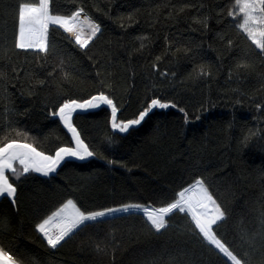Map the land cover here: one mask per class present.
I'll list each match as a JSON object with an SVG mask.
<instances>
[{
  "label": "trees",
  "instance_id": "obj_1",
  "mask_svg": "<svg viewBox=\"0 0 264 264\" xmlns=\"http://www.w3.org/2000/svg\"><path fill=\"white\" fill-rule=\"evenodd\" d=\"M25 2L38 0H0V145L17 139L49 154L69 146L50 114L63 98L104 91L120 120L153 98L175 107L153 109L126 133L111 128L105 106L74 115L94 156L53 176L21 177L18 208L0 199V242L32 253L33 264H230L193 235L183 213L159 233L142 212L106 217L57 249L34 230L38 216L67 198L88 210L159 207L202 176L228 212L221 238L249 264H264V56L239 28L235 0H51L53 14L83 7L102 34L85 51L52 26L59 43L47 62L14 47ZM105 236L108 246L98 239Z\"/></svg>",
  "mask_w": 264,
  "mask_h": 264
},
{
  "label": "snow or ice",
  "instance_id": "obj_2",
  "mask_svg": "<svg viewBox=\"0 0 264 264\" xmlns=\"http://www.w3.org/2000/svg\"><path fill=\"white\" fill-rule=\"evenodd\" d=\"M235 5L242 14L237 21L239 28L260 50L258 55L264 56V0H235ZM84 11L83 7H77L66 14H53L51 0L20 3L14 47L47 62L48 56L57 53L59 41L52 36V26H55L58 30H62V34H66L63 35V39L68 44L86 51L89 45L98 39V35L102 34V26L95 19L85 15ZM229 15L234 16L235 10ZM63 65L64 62L61 60V71ZM67 75L66 72L65 76ZM100 83L102 87H110L106 80H101ZM101 106L110 109V125L118 133H126L133 126L140 125L153 109L175 107L174 104L170 105V102L153 98L135 118L120 120L117 104L114 103L111 95L104 91H98L89 98H63L57 106H54L50 114L58 117L59 124H62L70 134V145L56 148L54 154L40 151L33 144L17 139H9L0 145V199L18 208L21 177L27 179L32 173L48 177L57 173L59 168L68 166L70 160L85 161L93 157L94 151L90 149L74 124V114L79 115L81 112L99 109ZM180 111L183 112L184 109L181 108ZM7 127L11 128L12 124L9 123ZM73 144L74 146H71ZM134 210L142 212L148 226L157 233L167 229L171 216L183 213L190 217L193 235L218 250L230 264H249V260L238 256L217 231L220 225L227 221L228 212L202 176L194 177L191 182L186 183V186L182 185L180 190L170 197V202L163 203L159 207L124 203L102 207L99 210H88L73 198H67L59 202L54 210L49 209L50 214L38 216L34 230L47 242L49 248L57 249L86 228L90 222L97 223L106 217L114 219L117 214L125 216L134 214ZM4 227L6 231L11 230V222L7 217L4 218ZM98 239H102L105 246L112 243L106 236ZM33 260L32 253L17 249L10 241L0 242V264H33Z\"/></svg>",
  "mask_w": 264,
  "mask_h": 264
},
{
  "label": "water",
  "instance_id": "obj_3",
  "mask_svg": "<svg viewBox=\"0 0 264 264\" xmlns=\"http://www.w3.org/2000/svg\"><path fill=\"white\" fill-rule=\"evenodd\" d=\"M106 107V106H105ZM107 108V107H106ZM95 110V109H94ZM94 110H88V111H85V112H81L80 114H85V113H87V112H91V111H94ZM110 110V109H109ZM74 115H76V114H74ZM56 119H58V117H55ZM61 126H62V124H61ZM63 127V126H62ZM66 132H67V130L66 129H64ZM70 135V134H69ZM74 145V144H73ZM88 159V158H87ZM86 159V160H87ZM70 161H75V162H82V161H77V160H70ZM36 174H38V175H40V176H43L42 174H39V173H36ZM55 173H53V174H50V176H53ZM45 177V176H44ZM49 177V176H48Z\"/></svg>",
  "mask_w": 264,
  "mask_h": 264
}]
</instances>
